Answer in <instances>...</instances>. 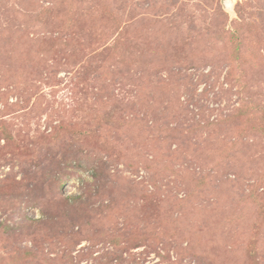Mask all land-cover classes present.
Returning a JSON list of instances; mask_svg holds the SVG:
<instances>
[{"label": "rangeland", "instance_id": "obj_1", "mask_svg": "<svg viewBox=\"0 0 264 264\" xmlns=\"http://www.w3.org/2000/svg\"><path fill=\"white\" fill-rule=\"evenodd\" d=\"M0 264H264V0H0Z\"/></svg>", "mask_w": 264, "mask_h": 264}]
</instances>
